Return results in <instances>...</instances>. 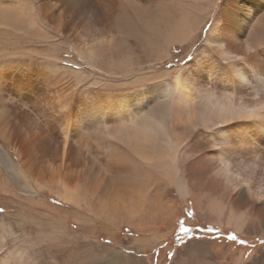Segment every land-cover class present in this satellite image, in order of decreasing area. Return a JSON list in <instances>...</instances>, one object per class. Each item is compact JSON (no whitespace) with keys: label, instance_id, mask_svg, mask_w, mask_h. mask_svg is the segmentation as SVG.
<instances>
[{"label":"bare ground","instance_id":"bare-ground-1","mask_svg":"<svg viewBox=\"0 0 264 264\" xmlns=\"http://www.w3.org/2000/svg\"><path fill=\"white\" fill-rule=\"evenodd\" d=\"M187 1L207 14L219 0H166L135 17L125 0H34V9L0 0V33L19 45L15 31L30 44L57 33L87 69L83 81L47 55L9 71L0 59V164L17 190L56 196L80 222L132 226L142 243L176 222L171 192L212 223L264 236V43L251 39L264 0H223L207 46L189 66L159 72L172 46L194 41ZM207 246L190 244L177 264L191 254L212 263Z\"/></svg>","mask_w":264,"mask_h":264},{"label":"rangeland","instance_id":"rangeland-1","mask_svg":"<svg viewBox=\"0 0 264 264\" xmlns=\"http://www.w3.org/2000/svg\"><path fill=\"white\" fill-rule=\"evenodd\" d=\"M152 1V4H148L144 0H125V12L133 17L136 16L133 9L139 14H156L161 4L166 3V0ZM22 2L34 9V0ZM222 3L223 0H219L207 14H203L208 9L206 3L194 4L187 1L183 5L192 23L199 20L194 41L185 47L172 46L173 58L164 65H158L159 72L175 71L179 67L190 65L198 52L207 46L208 36L218 20ZM260 22L262 23L251 37L256 44L264 43V16L260 18ZM10 30L14 32V29ZM17 32L14 33L20 35L21 45L15 43L16 36L9 34L8 38L6 32L0 33V59L8 58L9 61L5 71L12 70L11 63L16 60L23 64L24 61L31 62L28 55L30 53L42 54L52 59H61L64 67L70 70L74 68L73 71L81 73L80 79L86 80L84 75L87 74L84 71L87 69L79 65L75 54L70 55V52L76 51L70 45L65 46L60 35L48 31L52 39L42 42L41 45L27 43V38L23 37L26 36L24 32ZM30 32L34 34L32 30ZM126 35H129L128 32L124 34L121 42L127 38ZM146 66L149 67L148 64ZM169 78H173V75ZM3 95L7 101L8 94L4 92ZM11 157L17 161L15 153ZM0 169L9 180L7 188L4 187L7 180L0 177V264H177L181 255H187V247L199 241L209 245L208 256L213 260L210 264H264V236H247L230 227L212 223L202 217L191 198H180L176 192L170 194L171 197L179 199L180 214L176 222L172 226L157 229V233L148 234V242L142 243L138 241L142 233L136 232L132 226H111L95 219L80 222L75 220L73 208L63 205L56 196L44 192V197H36L37 195L27 193L25 187H21L20 192L14 186V175L7 172L1 164ZM38 198L48 208L32 201ZM78 214L80 217L86 216L80 211ZM181 221L189 231L181 230ZM231 236L236 239H230ZM186 260L187 262L181 264H197L193 263L192 254Z\"/></svg>","mask_w":264,"mask_h":264},{"label":"snow or ice","instance_id":"snow-or-ice-1","mask_svg":"<svg viewBox=\"0 0 264 264\" xmlns=\"http://www.w3.org/2000/svg\"><path fill=\"white\" fill-rule=\"evenodd\" d=\"M180 228H181V230L184 231V232L189 231V229H187V228L184 227L182 221L180 222ZM205 230H206V231H212V229H205ZM230 239L235 240L236 237H235V236H231ZM242 243H243V242H242Z\"/></svg>","mask_w":264,"mask_h":264}]
</instances>
